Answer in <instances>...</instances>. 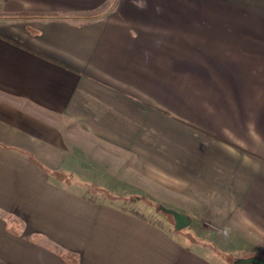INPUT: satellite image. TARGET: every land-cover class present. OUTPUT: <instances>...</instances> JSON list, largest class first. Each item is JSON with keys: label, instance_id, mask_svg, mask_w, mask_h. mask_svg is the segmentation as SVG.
<instances>
[{"label": "crops", "instance_id": "0c3cea01", "mask_svg": "<svg viewBox=\"0 0 264 264\" xmlns=\"http://www.w3.org/2000/svg\"><path fill=\"white\" fill-rule=\"evenodd\" d=\"M236 230L264 255V0H0V264H230Z\"/></svg>", "mask_w": 264, "mask_h": 264}, {"label": "rangeland", "instance_id": "374dc122", "mask_svg": "<svg viewBox=\"0 0 264 264\" xmlns=\"http://www.w3.org/2000/svg\"><path fill=\"white\" fill-rule=\"evenodd\" d=\"M90 190H93V189L91 188ZM124 190L126 191V189H122V191H124ZM146 204L148 205L147 211L149 213V216H151L152 219H154L160 223L166 222L167 220L175 223V219H174L173 215L170 213H167V212L165 213V211L162 209V206L169 207L170 206L169 204L161 205V204L152 202L150 200H147ZM171 208H174V207H171ZM174 209H176V208H174ZM176 210H178V209H176ZM152 212H154V214H152ZM165 217H167L166 218L167 220L163 219ZM190 223H191V221H190ZM205 225L208 227V229L214 230V232L217 231V229H218V226L216 224H214L213 221H210V220H205ZM184 229H185V231H187L189 228H184ZM229 229L230 228H228V230ZM229 231H231V230H229ZM214 232L211 231V234L209 236L210 238L212 237ZM236 232H237V234H239L236 238L235 237H229L228 236L229 232L226 233V235H225L226 239L223 238V240L229 244V245H227L228 255H226L225 257L230 262V264H233V262L236 258L244 257L248 254V252H247L248 251V244L247 243H249V240H245L243 238V236H241L240 230L239 231L236 230ZM262 256H264V255H262Z\"/></svg>", "mask_w": 264, "mask_h": 264}, {"label": "water", "instance_id": "95a60500", "mask_svg": "<svg viewBox=\"0 0 264 264\" xmlns=\"http://www.w3.org/2000/svg\"><path fill=\"white\" fill-rule=\"evenodd\" d=\"M162 209L173 215L175 219V229L181 230L190 224L191 218L188 214L178 211L174 208L162 206ZM235 264H264V256L249 255L245 257H238L234 260Z\"/></svg>", "mask_w": 264, "mask_h": 264}]
</instances>
